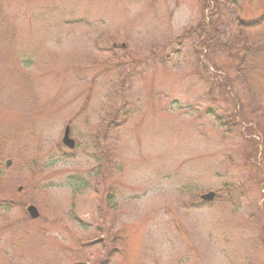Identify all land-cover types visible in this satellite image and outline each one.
I'll return each mask as SVG.
<instances>
[{
	"label": "rangeland",
	"instance_id": "rangeland-1",
	"mask_svg": "<svg viewBox=\"0 0 264 264\" xmlns=\"http://www.w3.org/2000/svg\"><path fill=\"white\" fill-rule=\"evenodd\" d=\"M208 3L0 0V264H264V0Z\"/></svg>",
	"mask_w": 264,
	"mask_h": 264
},
{
	"label": "water",
	"instance_id": "water-1",
	"mask_svg": "<svg viewBox=\"0 0 264 264\" xmlns=\"http://www.w3.org/2000/svg\"><path fill=\"white\" fill-rule=\"evenodd\" d=\"M69 126H66L65 128H64V134H63V138H62V143L65 145V146H67L68 148H73L74 147V140H72L70 137H69ZM6 164L7 165H9L10 164V161L8 160L7 162H6ZM200 198L202 199V200H204V201H211V200H213V198H214V192H212V191H209V192H207V193H205V194H202L201 196H200ZM27 212H28V214L30 215V217L31 218H36V217H38V215H39V213H38V211H37V209H36V207L34 206V205H29L28 207H27Z\"/></svg>",
	"mask_w": 264,
	"mask_h": 264
},
{
	"label": "trees",
	"instance_id": "trees-1",
	"mask_svg": "<svg viewBox=\"0 0 264 264\" xmlns=\"http://www.w3.org/2000/svg\"><path fill=\"white\" fill-rule=\"evenodd\" d=\"M205 1V4H207L208 3V0H204ZM209 4V3H208ZM208 24V23H207ZM206 25V24H205ZM205 25H203V26H205ZM202 39V38H201ZM121 47H123V46H121ZM213 112V111H212ZM213 114L215 115L214 117L220 122V124H221V126L222 127H224V123H223V121H222V118L221 117H219V114H217V113H215V112H213ZM96 157H97V160H98V156L96 155ZM99 163V161H96V164H98ZM99 165V167H100V164H98ZM83 185V182L80 180V183H78L77 185L75 184L74 185V187H73V189H77L79 186H82ZM109 202H110V200H109Z\"/></svg>",
	"mask_w": 264,
	"mask_h": 264
}]
</instances>
